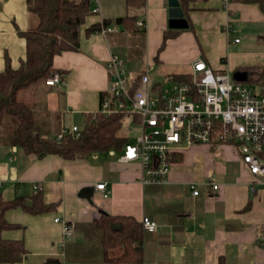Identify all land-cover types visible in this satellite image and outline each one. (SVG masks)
Segmentation results:
<instances>
[{"label":"crops","instance_id":"obj_1","mask_svg":"<svg viewBox=\"0 0 264 264\" xmlns=\"http://www.w3.org/2000/svg\"><path fill=\"white\" fill-rule=\"evenodd\" d=\"M99 1L102 13H91L81 26L79 50L54 57V67L66 71L63 82L38 93L49 111L61 114L63 127L81 128L86 115L99 109L101 95L111 81L109 60L112 54L125 60V42L131 40L124 26L115 22L127 14L126 0ZM169 2L146 0L144 7L131 9L137 16L135 24L144 22L146 64L137 71L125 64L128 71H148L150 84L163 86V78L190 75L193 64L203 59L216 71L240 81L237 74L241 82L264 96V86L257 80L261 71L247 69L264 67V12L259 3L195 0L188 13L182 9L188 27L175 29L169 26ZM106 20L111 21L112 31L86 34L87 28ZM34 23L27 0H0V72L7 59L18 67L25 58L26 40L19 31ZM228 23L227 33L224 26ZM79 117L82 125L76 122ZM120 152L66 159L57 154L38 157L14 145H0L3 198L30 197L40 189L43 200L55 205L40 214L21 207L6 211V219L18 226L2 235L23 240L27 254L21 261L2 264H114L106 258L119 255L122 247L110 248L105 254L95 224L103 212L132 216L140 222L149 217L157 223L156 230L144 229L140 264H264V183L249 171L237 146L193 144L185 148L175 156L169 182L164 185H143L141 164L121 162ZM209 176L220 185L217 191L203 184ZM102 182L110 190L108 198L95 189ZM191 182L199 183V195H193ZM90 186L95 189L91 202L80 195ZM56 218L74 225L63 247L59 243L64 239V225Z\"/></svg>","mask_w":264,"mask_h":264},{"label":"trees","instance_id":"obj_2","mask_svg":"<svg viewBox=\"0 0 264 264\" xmlns=\"http://www.w3.org/2000/svg\"><path fill=\"white\" fill-rule=\"evenodd\" d=\"M185 13L190 10V3L195 0H178ZM259 3L264 12V0H253ZM146 0H126L128 12L118 17L115 22L122 24L124 30L135 39L133 44L138 48L140 34L144 27L135 24L136 15L131 9L142 8ZM28 11L35 23L26 31H19L26 40V56L18 67H13L7 59L6 68L0 72V145H11L21 148L28 154L43 157L57 154L66 159L85 158L93 152L110 150L121 151L130 141L128 135L120 133L127 113L105 115L98 110L85 117L79 136L67 132L59 139L62 131L60 113L48 110L46 102L38 97L42 90L52 86L46 80L55 73L62 77L66 71L54 67V57L63 51L79 50L80 30L91 14L90 0H27ZM104 26L111 21H104ZM102 26L95 24L87 28L86 34L100 32ZM165 34L162 47L169 37ZM139 34V36H137ZM250 70L261 71L258 82L264 86V67L253 65ZM141 73L136 74L133 89L139 85ZM171 80L190 82V75H173ZM161 89L162 85L153 86ZM103 92V97L107 96ZM175 159V158H174ZM21 207L32 214L51 211L55 205L43 200L42 191L28 197L18 195L11 200L3 198L0 191V264L21 261L27 254L23 240L6 239L3 232L18 225L6 219V211ZM101 233V242L105 254L110 248L122 247L119 255L108 257L114 264H140L144 259V228L142 222L127 215H111L103 212L95 221Z\"/></svg>","mask_w":264,"mask_h":264},{"label":"built area","instance_id":"obj_3","mask_svg":"<svg viewBox=\"0 0 264 264\" xmlns=\"http://www.w3.org/2000/svg\"><path fill=\"white\" fill-rule=\"evenodd\" d=\"M90 2L91 13L101 14L100 1ZM103 23L102 32L114 29ZM136 25L144 27V22L138 20ZM230 29V23L224 26L225 32ZM108 72L111 77L108 95L102 98L98 111L105 115L127 113L130 127L139 128L140 133L130 138L121 150L119 160L141 164L143 185L167 184L175 156L193 144L237 146L249 171L264 183V96L256 94L244 82L235 81L230 74L216 71L203 59L193 64L190 82L175 81L168 91L163 86L154 88L148 71L141 73L139 85L133 89L136 74L125 68V60L118 54H112ZM62 82V75L55 73L46 80V85ZM70 131L78 137L80 128L63 127L58 138ZM198 184L190 183L194 196L200 194ZM203 184L213 191L220 188L214 176H209ZM95 189L104 198L110 195L105 182L96 184ZM251 191H255L254 186ZM55 221L62 222L59 218ZM62 223L64 239L59 247L74 233L72 223ZM142 224L145 230L157 229V223L149 217H143Z\"/></svg>","mask_w":264,"mask_h":264},{"label":"rangeland","instance_id":"obj_4","mask_svg":"<svg viewBox=\"0 0 264 264\" xmlns=\"http://www.w3.org/2000/svg\"><path fill=\"white\" fill-rule=\"evenodd\" d=\"M135 42V39L131 38L130 41L125 42L126 44V50H124V58H125V64L127 67L132 69L133 71H137L141 68L145 67V52L143 51L144 47V32L141 33V38L138 40V48L136 49V45L133 44ZM123 48V49H124ZM163 90L168 91L174 84L175 81L170 80L167 78H163ZM255 90L256 88H253ZM76 122L80 125H82L83 121L82 118H76ZM120 133L124 135H128L130 138L136 137L140 130L137 127H130V118L126 117L124 118V124L122 129L120 130Z\"/></svg>","mask_w":264,"mask_h":264},{"label":"water","instance_id":"obj_5","mask_svg":"<svg viewBox=\"0 0 264 264\" xmlns=\"http://www.w3.org/2000/svg\"><path fill=\"white\" fill-rule=\"evenodd\" d=\"M178 0H170L169 2V26L170 28L175 29H184L188 27V22L186 18L184 17V12L182 8L179 6ZM235 78L242 81L243 79L239 77L237 74L235 75ZM94 187L90 186L87 188H84L80 195L83 197H86L90 202L92 201V197L94 195Z\"/></svg>","mask_w":264,"mask_h":264}]
</instances>
